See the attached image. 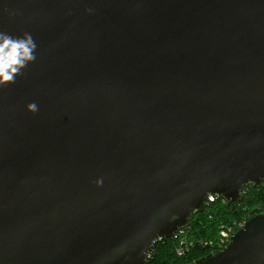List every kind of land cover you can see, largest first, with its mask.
I'll return each mask as SVG.
<instances>
[{
    "label": "water",
    "instance_id": "1",
    "mask_svg": "<svg viewBox=\"0 0 264 264\" xmlns=\"http://www.w3.org/2000/svg\"><path fill=\"white\" fill-rule=\"evenodd\" d=\"M0 34L35 43L0 84V264H142L264 179V0H0ZM183 264H264V208Z\"/></svg>",
    "mask_w": 264,
    "mask_h": 264
},
{
    "label": "trees",
    "instance_id": "2",
    "mask_svg": "<svg viewBox=\"0 0 264 264\" xmlns=\"http://www.w3.org/2000/svg\"><path fill=\"white\" fill-rule=\"evenodd\" d=\"M260 205L264 208V179L257 186L249 185L247 193L239 203L227 202L221 204L219 200L209 204L204 211H195L186 228L188 238L217 237L219 226H231L233 221L242 220L248 208ZM208 247L196 245L184 256H177L170 238L165 237L157 242L148 264H183L206 255Z\"/></svg>",
    "mask_w": 264,
    "mask_h": 264
},
{
    "label": "built area",
    "instance_id": "3",
    "mask_svg": "<svg viewBox=\"0 0 264 264\" xmlns=\"http://www.w3.org/2000/svg\"><path fill=\"white\" fill-rule=\"evenodd\" d=\"M250 184L244 185L241 190H240V195H241V200L244 197V195L248 191V187ZM219 200L221 204H225L228 202L227 199L221 197L220 195L209 193L205 197L204 201V209H206L209 204ZM239 201H235L234 203H239ZM197 211V210H194ZM244 222V217L242 220L239 221H233L230 227H225L224 225L219 226V232L217 237L214 239L212 238H204V237H197V238H188L186 234V228L187 225L180 227L177 229L174 233H172L168 238L171 239L173 243V249L174 252L177 256L181 257L184 256L192 247H195L196 245H200L202 247H208L210 250L212 249H221L223 246H225L229 240V229L234 225V226H242ZM188 229V228H187ZM164 236H158L153 239L151 242L148 251L146 252V255L144 257L143 263L142 264H148L149 260L151 259V255L153 254V248L154 245L157 242L162 241L164 239Z\"/></svg>",
    "mask_w": 264,
    "mask_h": 264
},
{
    "label": "clouds",
    "instance_id": "4",
    "mask_svg": "<svg viewBox=\"0 0 264 264\" xmlns=\"http://www.w3.org/2000/svg\"><path fill=\"white\" fill-rule=\"evenodd\" d=\"M35 43L28 35L23 39H14L6 34H0V84L12 81L14 74L25 65L27 61L35 58L33 50ZM28 111L35 112V102L26 105Z\"/></svg>",
    "mask_w": 264,
    "mask_h": 264
},
{
    "label": "flooded vegetation",
    "instance_id": "5",
    "mask_svg": "<svg viewBox=\"0 0 264 264\" xmlns=\"http://www.w3.org/2000/svg\"><path fill=\"white\" fill-rule=\"evenodd\" d=\"M204 210H205V209H204ZM197 211H199V210H197ZM194 212H195V211H192V213H194ZM192 213H191V216H192ZM191 216H190V219H191ZM229 227H230V226H229ZM232 227H238V226H234V225H233ZM213 250H219V249H213ZM210 251H212V249H211ZM210 251H209V252H210Z\"/></svg>",
    "mask_w": 264,
    "mask_h": 264
},
{
    "label": "bare ground",
    "instance_id": "6",
    "mask_svg": "<svg viewBox=\"0 0 264 264\" xmlns=\"http://www.w3.org/2000/svg\"><path fill=\"white\" fill-rule=\"evenodd\" d=\"M229 202H231V201H229Z\"/></svg>",
    "mask_w": 264,
    "mask_h": 264
}]
</instances>
